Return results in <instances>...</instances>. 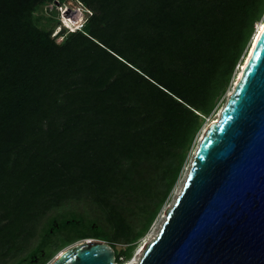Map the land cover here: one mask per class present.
Segmentation results:
<instances>
[{
  "label": "trees",
  "instance_id": "1",
  "mask_svg": "<svg viewBox=\"0 0 264 264\" xmlns=\"http://www.w3.org/2000/svg\"><path fill=\"white\" fill-rule=\"evenodd\" d=\"M47 1L0 0V223L55 209L10 264L87 239L123 264L231 87L264 0H79L91 16L61 44L34 22ZM84 195L108 226L64 208Z\"/></svg>",
  "mask_w": 264,
  "mask_h": 264
},
{
  "label": "water",
  "instance_id": "2",
  "mask_svg": "<svg viewBox=\"0 0 264 264\" xmlns=\"http://www.w3.org/2000/svg\"><path fill=\"white\" fill-rule=\"evenodd\" d=\"M165 217L138 264H264V27ZM115 262L110 243L87 239L51 264Z\"/></svg>",
  "mask_w": 264,
  "mask_h": 264
},
{
  "label": "rangeland",
  "instance_id": "3",
  "mask_svg": "<svg viewBox=\"0 0 264 264\" xmlns=\"http://www.w3.org/2000/svg\"><path fill=\"white\" fill-rule=\"evenodd\" d=\"M91 13L92 12L89 10V8L85 6L83 3H81L79 0H48L42 6L38 7L37 10L35 11L34 22L40 28H44L48 32H51V37L55 40V42L57 44H61L66 39L68 32H72L66 30L65 26L69 25L68 23H66L67 22L66 20L76 18L79 16L80 17L79 21L75 23V26L72 27L71 30H78V29L82 30L83 27L87 25V20L91 16ZM61 28H62V34L58 35ZM239 67L240 65L237 66L234 77H236V74L239 71L238 69H240ZM234 80L235 78H233L231 87L227 90L225 96L219 101L216 111H214V113H212L210 117H207L205 119L202 129L196 138L194 148L192 151L188 153L187 159L183 165V169L178 177V181L176 185L174 186L171 194L169 195L164 206L162 207L161 212L159 213V215L151 225L149 231L134 244L133 255L131 259L128 261H131L132 259H134V257L139 258L138 259L139 261L140 255L136 256L135 254L137 249H139V247L143 243H145V241L150 243L158 235L161 226L164 222V217L166 215L167 209L174 204L177 196L180 194L183 188L188 169L190 168L191 162L193 160L197 147L200 143V140L205 130L209 126V124L219 118V114L223 109V107L226 105L228 98L232 93L234 86L236 84ZM101 206L103 205L95 203L93 196L84 195L81 198L78 197V198L66 200L64 208L70 210L72 209L78 213L86 214L90 216L92 219L99 220L100 223L103 224L104 226H108L106 222V215L102 210L104 208H101ZM54 211L55 209L47 210L45 212L46 216H44L42 219H39V221L34 224L23 222L22 227L21 226L17 227L16 230L14 226L12 225L6 226V223L4 221L1 222L0 223V264H10L19 256L21 255L23 256V254L27 253L30 247L35 245V243L37 242V233L40 226L44 223L45 217L51 216ZM129 219L132 220V218ZM138 224L141 225V223L137 222V225ZM75 244L69 245L63 248L62 250H60L48 264H51L60 254H62L63 252H65L67 249H69ZM116 247L118 251H121L123 248L127 249L126 247H129V245L117 244ZM19 248H22V250H19ZM127 263L129 262L123 264H127Z\"/></svg>",
  "mask_w": 264,
  "mask_h": 264
},
{
  "label": "bare ground",
  "instance_id": "4",
  "mask_svg": "<svg viewBox=\"0 0 264 264\" xmlns=\"http://www.w3.org/2000/svg\"><path fill=\"white\" fill-rule=\"evenodd\" d=\"M79 19H80L79 16L76 17V18L67 19V20H66V21H67L66 23L69 24L68 26H70V27H74V26H75V23H76L77 21H79ZM263 27H264V20H263L261 23L258 24V30H257V32H256V34H255V36H254V38H253V41H252L251 46H250V48H249V51H248V53L246 54V56H245V58H244V60H243V62H242V64H241L242 68L239 67L240 69H239V71H238L236 77H234V78H235V80H234L235 83H237L238 80L240 79V77H241V75H242V69L244 68V66H245V64H246V61H247V59H248V57H249L250 50L252 49L254 43L257 41L258 36H259L261 30L263 29ZM235 83H234V84H235ZM219 117H220V114H219ZM218 120H219V118L216 119V120H214V122H217ZM212 123H213V122H212ZM165 218H166V217H164V220H165ZM148 244H149V243L145 241V243H143V244L139 247V249H137V251L135 252L136 256L140 255L139 257L141 258V256L143 255V253H144V251H145V249H146V247H147ZM138 259H139V258L134 257V259H132L131 261H129V263H127V264H138V262H139Z\"/></svg>",
  "mask_w": 264,
  "mask_h": 264
},
{
  "label": "built area",
  "instance_id": "5",
  "mask_svg": "<svg viewBox=\"0 0 264 264\" xmlns=\"http://www.w3.org/2000/svg\"><path fill=\"white\" fill-rule=\"evenodd\" d=\"M68 26V25H67ZM240 67L242 68V66L240 65ZM239 70V69H238ZM115 264H117L116 262H115Z\"/></svg>",
  "mask_w": 264,
  "mask_h": 264
}]
</instances>
